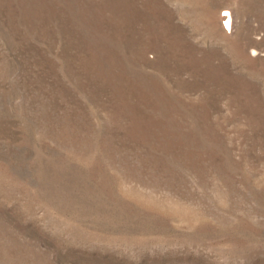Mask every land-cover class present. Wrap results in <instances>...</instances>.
Instances as JSON below:
<instances>
[{
    "label": "rangeland",
    "instance_id": "rangeland-1",
    "mask_svg": "<svg viewBox=\"0 0 264 264\" xmlns=\"http://www.w3.org/2000/svg\"><path fill=\"white\" fill-rule=\"evenodd\" d=\"M0 264H264V0H0Z\"/></svg>",
    "mask_w": 264,
    "mask_h": 264
},
{
    "label": "bare ground",
    "instance_id": "bare-ground-1",
    "mask_svg": "<svg viewBox=\"0 0 264 264\" xmlns=\"http://www.w3.org/2000/svg\"><path fill=\"white\" fill-rule=\"evenodd\" d=\"M220 21L222 22V24L225 27H227V28H231L232 27L231 14L229 12H221Z\"/></svg>",
    "mask_w": 264,
    "mask_h": 264
}]
</instances>
